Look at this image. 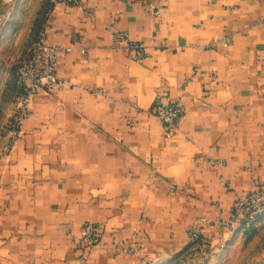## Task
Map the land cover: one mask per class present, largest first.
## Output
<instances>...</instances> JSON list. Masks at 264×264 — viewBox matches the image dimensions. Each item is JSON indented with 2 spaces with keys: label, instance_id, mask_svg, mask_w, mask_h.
I'll list each match as a JSON object with an SVG mask.
<instances>
[{
  "label": "crops",
  "instance_id": "0c3cea01",
  "mask_svg": "<svg viewBox=\"0 0 264 264\" xmlns=\"http://www.w3.org/2000/svg\"><path fill=\"white\" fill-rule=\"evenodd\" d=\"M44 12L60 85L30 98L0 151V264H168L194 229L213 253L235 249V201L264 190V0H81ZM157 101L184 109L169 139L150 114ZM246 264H264V242Z\"/></svg>",
  "mask_w": 264,
  "mask_h": 264
},
{
  "label": "rangeland",
  "instance_id": "374dc122",
  "mask_svg": "<svg viewBox=\"0 0 264 264\" xmlns=\"http://www.w3.org/2000/svg\"><path fill=\"white\" fill-rule=\"evenodd\" d=\"M46 2L48 0H0V151L9 150L14 140L8 132L13 129L20 97L16 68L31 45L40 39L39 27ZM231 220L230 230L240 226L237 232L241 233L235 249L217 254L194 241L188 251L168 264H246L264 242V213L253 223H244L241 214L233 215Z\"/></svg>",
  "mask_w": 264,
  "mask_h": 264
},
{
  "label": "built area",
  "instance_id": "2783aa9c",
  "mask_svg": "<svg viewBox=\"0 0 264 264\" xmlns=\"http://www.w3.org/2000/svg\"><path fill=\"white\" fill-rule=\"evenodd\" d=\"M81 0H48L51 8L57 6H78ZM160 10L158 5L151 7L152 14ZM115 41L125 43V48L133 51L137 56L147 52L142 43H133L122 32L113 34ZM61 47L47 45L41 39L35 42L28 53L21 59L16 68V82L19 86L20 97L16 104L15 115L12 121L13 129L8 132L13 138L21 121L29 116L28 102L37 93H48L60 85L56 77V63ZM184 113L183 106L177 101H157L150 108V114L158 119L162 126V135L165 139L173 137L178 129V123ZM264 213V190L252 189L238 197L232 210L233 215L241 214L244 223H253L258 216ZM96 229L85 225L82 230L81 243L90 245L96 239ZM190 240H197V229L190 232Z\"/></svg>",
  "mask_w": 264,
  "mask_h": 264
}]
</instances>
